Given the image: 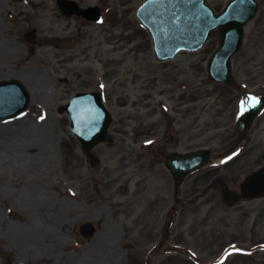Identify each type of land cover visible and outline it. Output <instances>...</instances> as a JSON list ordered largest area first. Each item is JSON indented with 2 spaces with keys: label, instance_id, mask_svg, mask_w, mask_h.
Masks as SVG:
<instances>
[{
  "label": "rangeland",
  "instance_id": "1",
  "mask_svg": "<svg viewBox=\"0 0 264 264\" xmlns=\"http://www.w3.org/2000/svg\"><path fill=\"white\" fill-rule=\"evenodd\" d=\"M143 1L0 0V81H19L29 98L0 119V264H211L223 254L222 264H264V251L237 256L264 246V200L227 206L215 178L237 191L264 165V108L247 133L236 129V102L240 112L264 98V0L233 59L234 88L205 82L217 31L200 51L158 61L134 15ZM228 1L207 3L219 12ZM64 3L79 9L63 13ZM91 7L99 21L84 19ZM96 88L115 144L98 146L90 169L57 109ZM224 95L234 109L220 122ZM214 120L220 131H206ZM204 148L210 160L188 176L164 164ZM86 220L92 239L78 232Z\"/></svg>",
  "mask_w": 264,
  "mask_h": 264
},
{
  "label": "water",
  "instance_id": "2",
  "mask_svg": "<svg viewBox=\"0 0 264 264\" xmlns=\"http://www.w3.org/2000/svg\"><path fill=\"white\" fill-rule=\"evenodd\" d=\"M255 7L253 0H233L224 14L218 17L204 4V0H147L137 10L136 16L151 33L155 53L161 60L174 57L180 50L201 48L209 32L222 27V42L208 63V72L213 80L229 82L230 59L239 49L243 25L253 16ZM27 102V95L18 82L0 83V118L15 115L27 106ZM261 105L262 101L253 103L242 115L239 120L242 131L249 128ZM60 111L69 115L70 131L87 157L93 160L91 150L98 144L111 142L108 135L111 116L100 93H76ZM208 157V152L176 155L170 157L167 164L175 175H185L202 166ZM263 194L264 168L242 185L245 197ZM226 196L232 197L225 192ZM93 231L92 226L87 225L85 235L90 236Z\"/></svg>",
  "mask_w": 264,
  "mask_h": 264
},
{
  "label": "snow or ice",
  "instance_id": "3",
  "mask_svg": "<svg viewBox=\"0 0 264 264\" xmlns=\"http://www.w3.org/2000/svg\"><path fill=\"white\" fill-rule=\"evenodd\" d=\"M250 99H252V98H250ZM243 104H244V102L242 101V102H241L242 108H243Z\"/></svg>",
  "mask_w": 264,
  "mask_h": 264
}]
</instances>
